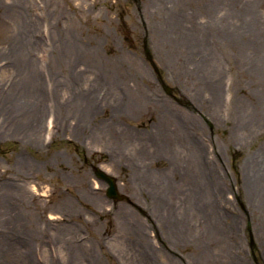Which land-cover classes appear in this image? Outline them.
Wrapping results in <instances>:
<instances>
[{
    "label": "rangeland",
    "instance_id": "rangeland-1",
    "mask_svg": "<svg viewBox=\"0 0 264 264\" xmlns=\"http://www.w3.org/2000/svg\"><path fill=\"white\" fill-rule=\"evenodd\" d=\"M263 112L264 0H0V264H264Z\"/></svg>",
    "mask_w": 264,
    "mask_h": 264
},
{
    "label": "bare ground",
    "instance_id": "bare-ground-1",
    "mask_svg": "<svg viewBox=\"0 0 264 264\" xmlns=\"http://www.w3.org/2000/svg\"><path fill=\"white\" fill-rule=\"evenodd\" d=\"M37 81H38V79H36V74H34L33 76H31L30 78H25V81H24V91L22 92V94L19 96V100H18V102H19V104L18 103H16V97L14 98V96H8V101H11L10 102V105H14V101H15V105H23V106H28V104L27 103H34V100L35 99H39L40 98V96H39V92H38V90L36 89L37 88V86H36V84H35V82L37 83ZM37 93V94H36ZM105 96V95H104ZM24 98V99H23ZM4 99H6V98H4ZM85 103V102H84ZM86 105V104H85ZM85 107L86 106H81L80 107V111H79V113H80V117H83L84 116V112H85ZM88 111V109L86 110V112ZM86 112H85V114H86ZM91 112H92V109H91ZM263 117H264V112H263ZM33 133H35V129H33ZM182 131V130H181ZM173 132H174V130H173ZM174 134V133H173ZM186 156H187V154H186ZM189 158L191 159V157L189 156ZM28 163V162H27ZM21 164H25V163H23V162H21ZM20 167H21V165H20ZM200 175V174H199ZM137 177H139L140 179H147L144 175H136ZM136 176L134 177V183L137 185H139V183L137 182V180H136ZM158 177L161 179V181L163 180L162 179V177L160 176V175H158ZM198 177V176H197ZM144 180V181H145ZM146 181H148V180H146ZM142 185V184H141ZM139 187V186H138ZM6 201V200H5ZM5 201H1L0 202V208H1V210L3 209V212H4V215L2 216V217H8V216H10L11 215V212H8V206H7V204H5L6 202ZM1 221H3V220H1V217H0V222ZM7 231V230H6ZM25 235H27V233H25V232H23V230H21V231H14V232H11V235L9 236L8 235V238H12V240H10L9 241V244L11 243L12 244V246H9V248H8V246H6L4 249H6L7 248V253L9 252V254H8V256L7 257H9L10 258V260L13 262V261H15L16 262V264H22L23 262H24V260H25V262H26V260H28V258H26L24 255H21L19 252H17L16 251V249H15V246L13 245V244H16V243H18L17 241H19V238L21 237V236H25ZM18 238V239H17ZM17 239V240H16ZM1 248V247H0ZM19 251V250H18ZM71 251V250H70ZM10 261V262H11ZM9 263V262H8Z\"/></svg>",
    "mask_w": 264,
    "mask_h": 264
},
{
    "label": "water",
    "instance_id": "water-1",
    "mask_svg": "<svg viewBox=\"0 0 264 264\" xmlns=\"http://www.w3.org/2000/svg\"><path fill=\"white\" fill-rule=\"evenodd\" d=\"M94 173L99 180H102L107 184L106 195L109 198L119 201L126 198L124 195L118 193L116 182L112 176L106 174L104 171L98 168L95 169Z\"/></svg>",
    "mask_w": 264,
    "mask_h": 264
},
{
    "label": "trees",
    "instance_id": "trees-1",
    "mask_svg": "<svg viewBox=\"0 0 264 264\" xmlns=\"http://www.w3.org/2000/svg\"><path fill=\"white\" fill-rule=\"evenodd\" d=\"M235 158V157H234Z\"/></svg>",
    "mask_w": 264,
    "mask_h": 264
}]
</instances>
